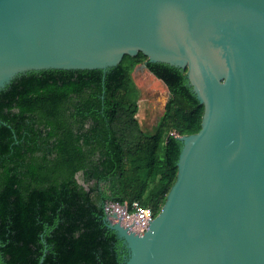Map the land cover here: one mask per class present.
I'll use <instances>...</instances> for the list:
<instances>
[{
    "label": "water",
    "instance_id": "95a60500",
    "mask_svg": "<svg viewBox=\"0 0 264 264\" xmlns=\"http://www.w3.org/2000/svg\"><path fill=\"white\" fill-rule=\"evenodd\" d=\"M139 53L187 71L204 115L147 232L107 214L125 264H264V0H0V91Z\"/></svg>",
    "mask_w": 264,
    "mask_h": 264
},
{
    "label": "trees",
    "instance_id": "16d2710c",
    "mask_svg": "<svg viewBox=\"0 0 264 264\" xmlns=\"http://www.w3.org/2000/svg\"><path fill=\"white\" fill-rule=\"evenodd\" d=\"M147 61L29 72L0 91V264H125L106 207L139 202L157 216L177 180L178 137L199 133L204 115L187 71L148 63L170 99L145 131L133 71Z\"/></svg>",
    "mask_w": 264,
    "mask_h": 264
},
{
    "label": "rangeland",
    "instance_id": "374dc122",
    "mask_svg": "<svg viewBox=\"0 0 264 264\" xmlns=\"http://www.w3.org/2000/svg\"><path fill=\"white\" fill-rule=\"evenodd\" d=\"M145 64V63H144ZM141 64L133 71V79L140 91L138 120L145 131H152L165 113V107L170 99L168 88L156 79ZM79 182L84 185L82 176Z\"/></svg>",
    "mask_w": 264,
    "mask_h": 264
},
{
    "label": "built area",
    "instance_id": "2783aa9c",
    "mask_svg": "<svg viewBox=\"0 0 264 264\" xmlns=\"http://www.w3.org/2000/svg\"><path fill=\"white\" fill-rule=\"evenodd\" d=\"M106 212L110 216L117 214L124 227L141 236L147 232L156 217L151 208L142 207L139 202H134L131 206L111 204L106 207Z\"/></svg>",
    "mask_w": 264,
    "mask_h": 264
}]
</instances>
